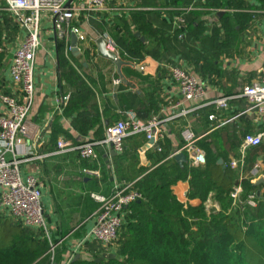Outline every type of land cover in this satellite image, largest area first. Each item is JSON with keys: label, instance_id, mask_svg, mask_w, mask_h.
<instances>
[{"label": "crops", "instance_id": "1", "mask_svg": "<svg viewBox=\"0 0 264 264\" xmlns=\"http://www.w3.org/2000/svg\"><path fill=\"white\" fill-rule=\"evenodd\" d=\"M186 17H189L187 24L183 22ZM136 25L144 27L137 31ZM160 25L168 26L169 30H159ZM72 26L78 27L85 37L83 42H77V56L69 52L75 61L64 54L71 33L68 32L64 40L57 39L53 33L52 18L47 15L41 17L29 120L40 134L38 154L43 158L28 161L21 168L22 176L30 174L42 180L40 187L47 231L52 243L57 244L55 249H63L66 254L88 233L95 213H85V222L81 220L76 223L75 215L61 219L59 212L63 209L56 203L57 199L50 198L49 189L58 195L84 196L92 191L108 194L118 183L114 172L116 167L127 174L138 175L139 179L150 171L156 155L155 147L148 145L143 136L124 141L126 157H122V154L113 156L107 147H95L97 158L94 161L80 160L76 151L56 154L57 141L65 140L71 147L87 141L99 142L104 137L106 125L119 120L125 113H135L134 109L147 106L150 101L157 109L150 116L170 115L171 111L166 109V99L179 104L173 114L197 106V103L181 102L177 87L167 78L166 65L194 72L205 86L204 102L221 96L238 95L245 84L258 81L264 70V0H115L107 4L103 12L79 13L69 25ZM180 26H185L189 35L196 34L189 39L186 38L187 34L183 46L176 34ZM0 28L1 94L12 91L9 68L23 33L2 12ZM135 34L139 36L135 37ZM104 36L114 41L115 54L124 63L120 69L121 78L117 76L113 63L110 60L107 63L108 59L97 52L95 42ZM58 41L64 42L61 48L64 63L61 64L58 63ZM165 46L176 47L171 50L176 53L167 56ZM132 50L138 51V54L135 55ZM147 51H153L155 56L147 54ZM115 80L119 82L116 84ZM79 86L86 91L83 97L89 118L83 125L78 123L76 112L69 115L64 113L67 105L77 98L82 99ZM66 96L68 101L59 112L60 100ZM210 108H198L186 117L170 121L166 126L165 142L160 145L169 147L170 153H174L182 142L179 132L182 125L191 126L195 134L208 133ZM244 109L243 100L232 101L230 109L222 113L227 118H233L232 122L204 137L208 149L212 153H221L225 163L232 158L239 159L240 139L243 133L253 130L247 117H237ZM79 130H84L85 134H80ZM140 142L141 145L133 152ZM113 159H116L115 163ZM218 160L222 161L220 165L224 168L223 160ZM244 161L245 167L242 174L239 173L238 182L246 180L255 184L264 171V140L259 147L246 152ZM256 165L260 171L253 176L252 169ZM83 169L94 170L98 176L85 175ZM44 176L48 182H44ZM171 189L180 203H198L197 200L187 199V183L177 184ZM259 192L262 195L264 189ZM212 196L209 194L204 203L206 210L219 209ZM112 252L110 250L109 254ZM65 255L62 256L63 261ZM76 256L83 260L89 258L84 249Z\"/></svg>", "mask_w": 264, "mask_h": 264}, {"label": "built area", "instance_id": "2", "mask_svg": "<svg viewBox=\"0 0 264 264\" xmlns=\"http://www.w3.org/2000/svg\"><path fill=\"white\" fill-rule=\"evenodd\" d=\"M0 0V12L5 13L11 21L21 29L23 35L13 53L9 68V80L12 91L0 94V215L19 223L43 235L49 244L48 253L51 259L57 244L52 243L48 233L46 216L42 205V193L38 179L33 175L21 174L22 166L31 160H41L38 154L41 146L40 134L29 120V112L34 96V60L40 46V20L42 15L52 18L53 33L59 40L66 39L68 32L74 34L77 42L85 40L78 27H69L79 13H98L107 8V4L115 0ZM254 13V12H252ZM177 22H179L176 19ZM181 31L182 27H178ZM181 36L178 34V37ZM105 49L115 54L116 45L108 36L103 37ZM71 47L66 44L64 54L67 57ZM116 55V54H115ZM167 78L177 87L181 102L197 103L189 109H181L174 113L179 104L166 99V109L171 113L167 117L152 115L145 121L138 120L135 113H125L121 118L104 128V137L99 142L87 141L77 147H71L65 140L56 143V154L76 151L82 161H94L97 158L95 147L103 146L111 149L116 155L124 152V141L129 137L141 135L145 142L153 141L160 151L159 145L166 138L167 124L179 117H186L202 107H212L213 112L207 116L210 123L208 133L195 134L189 125L180 131L181 146L167 159L183 154L191 167L205 164L204 152L198 147L199 142L209 133L224 128L233 118L222 113L230 109L234 100H243L245 109L237 117H247L253 126L252 132L244 133L238 147L239 159H230L229 168L242 174L245 167V154L248 150L259 147L264 140V70L258 81L245 84L235 96H221L204 102L205 86L196 75L176 66L166 65ZM142 71L143 68H140ZM115 80L114 83H118ZM68 101L63 97L58 105L61 112ZM164 112V110H161ZM176 112V111H175ZM259 166L252 169L253 176L259 174ZM82 173L98 176L94 170L83 169ZM264 178V171L261 172ZM241 193L240 185L230 193L235 201ZM89 197L98 204L93 224L86 235L79 239L73 250L67 254L63 264H71L74 257L87 245L97 244L102 249L114 250L119 231L124 223L126 209L141 200V194L134 189L132 182L115 183L108 194L91 193ZM256 195L246 197L245 204L254 208ZM61 242V241H60Z\"/></svg>", "mask_w": 264, "mask_h": 264}, {"label": "trees", "instance_id": "3", "mask_svg": "<svg viewBox=\"0 0 264 264\" xmlns=\"http://www.w3.org/2000/svg\"><path fill=\"white\" fill-rule=\"evenodd\" d=\"M188 20L186 17L183 22L187 24ZM143 27L136 25V30L141 31ZM159 30L167 32L169 27L160 25ZM176 34L181 35L177 40L182 41V46L187 34L188 39L191 35L196 36L195 33L189 35L185 26ZM62 47L64 42L58 41L60 64L64 63ZM174 48L165 46L166 55L176 53L171 51ZM132 53L137 55L138 51L132 50ZM147 54L155 56L153 51H147ZM68 57L71 61L76 60L70 53ZM106 62L110 63L109 60ZM79 88L82 99L77 98L67 105L64 113L76 112L78 123L83 125L89 118L83 97L86 91ZM156 110L152 101L147 106L134 109L136 118L142 121L150 118ZM210 112H213L212 108ZM79 132L85 134L84 130ZM135 137L141 135L128 140ZM140 145L141 142L135 145L133 152ZM198 147L205 155V164L201 167H191L188 162L179 167L173 159H167L172 153L162 144L159 152L154 150L156 157L150 171L143 177L138 179V175L127 174L116 167L114 172L118 182H132L134 189L141 194V200L126 209L124 223L111 254L110 250L94 243L84 248L88 259H73L71 264H264V193L256 196L254 208L245 204L246 197L253 193L256 195L264 185L255 186L246 180L239 183V171L231 170L229 161L225 163L221 153H212L205 138ZM123 156H127L126 152L122 153ZM219 158L223 160L224 168L217 164ZM113 161L115 163L116 159ZM180 181L188 184L187 199L197 200V204L184 205L173 195L171 186ZM238 183L241 193L234 201L230 193ZM209 194H213L219 209L207 215L204 203ZM233 201L236 203L230 208ZM65 254L63 249H55L51 259L48 243L40 234L0 215V264H63L62 256ZM108 254L110 257L106 256Z\"/></svg>", "mask_w": 264, "mask_h": 264}, {"label": "rangeland", "instance_id": "4", "mask_svg": "<svg viewBox=\"0 0 264 264\" xmlns=\"http://www.w3.org/2000/svg\"><path fill=\"white\" fill-rule=\"evenodd\" d=\"M44 180H45L44 182H48V178L45 177V176H44ZM41 183H42V180L39 181V184L40 185H41ZM180 183L182 184V183H187V182L180 181V182L174 184L173 186H171V188L174 187V186H176L177 184H180ZM171 191H172V189H171ZM91 193H99V192L92 191L88 195H84V196L83 195L82 196H79V195H75V194H69V195H63L62 194V195H58V194H55L53 190H50L49 189L50 198L57 199L58 202L56 201V203H59L60 204V207L63 209V211L59 212V216H61V219H67L68 217H71V215H75V218L74 219L76 220V223H79L81 220L83 222H85L84 218L87 216V215H85V213L92 214V213H95L96 212V210L98 208V204L95 203L89 197V195ZM62 198H63V201L61 200ZM63 205H65V206H63ZM84 209H85V211L83 212ZM211 211H218V209L215 210L213 208H207V210H206L207 215ZM90 218H92V217H90ZM59 249L60 248H58L56 250L59 251ZM48 250H49V244H48Z\"/></svg>", "mask_w": 264, "mask_h": 264}, {"label": "water", "instance_id": "5", "mask_svg": "<svg viewBox=\"0 0 264 264\" xmlns=\"http://www.w3.org/2000/svg\"><path fill=\"white\" fill-rule=\"evenodd\" d=\"M74 0H69L68 3H67V6H69ZM139 35L138 34H135V37H138ZM96 47H97V52L99 53V55L105 59H108L110 60L112 63H113V66L115 67L116 69V74L119 78H121V74H120V69L121 67L124 65V63L122 61H120L117 56L111 52H108L106 49H105V43H104V40L103 38H99L96 42ZM69 45L71 47V53L74 55V56H77L78 55V49H77V38L74 34H70L69 36ZM148 145H152L153 147H157V145L153 142V141H149L148 142ZM111 154L113 156H116V153H114L113 151H111ZM172 159L174 160V162L179 166V167H182L184 164H186V158L183 154H177V155H174L172 157ZM221 160H218L217 161V164L220 165L221 164ZM255 186H259V185H264V178H260L258 179L255 184ZM260 195V192L257 191L256 192V196L259 197ZM139 202V201H138ZM137 202V203H138ZM107 257H110V255H106ZM78 256L75 257V259H77Z\"/></svg>", "mask_w": 264, "mask_h": 264}]
</instances>
